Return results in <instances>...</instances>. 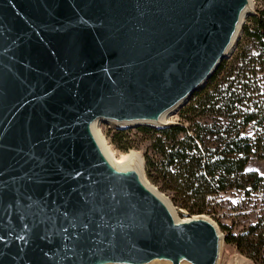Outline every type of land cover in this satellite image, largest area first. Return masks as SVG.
Instances as JSON below:
<instances>
[{
  "label": "water",
  "instance_id": "95a60500",
  "mask_svg": "<svg viewBox=\"0 0 264 264\" xmlns=\"http://www.w3.org/2000/svg\"><path fill=\"white\" fill-rule=\"evenodd\" d=\"M251 0H0V264H218L93 124L161 130L234 48ZM225 264H251L233 256Z\"/></svg>",
  "mask_w": 264,
  "mask_h": 264
},
{
  "label": "trees",
  "instance_id": "16d2710c",
  "mask_svg": "<svg viewBox=\"0 0 264 264\" xmlns=\"http://www.w3.org/2000/svg\"><path fill=\"white\" fill-rule=\"evenodd\" d=\"M261 3L262 9L242 25L245 41L237 40L227 64L223 60L203 88L179 109L178 125L149 134L155 157L154 162L146 159L154 172L149 178L171 204L191 216L204 214L205 199L216 193L264 194V179L244 171L251 158H264V0ZM125 138L116 133L112 142L117 145ZM260 221L245 234L223 236V242L248 261L264 264L259 254L264 249Z\"/></svg>",
  "mask_w": 264,
  "mask_h": 264
},
{
  "label": "rangeland",
  "instance_id": "374dc122",
  "mask_svg": "<svg viewBox=\"0 0 264 264\" xmlns=\"http://www.w3.org/2000/svg\"><path fill=\"white\" fill-rule=\"evenodd\" d=\"M251 3L253 12L262 9L263 7L261 0H251ZM247 24L248 22L244 21V25ZM241 35L242 34L240 33L238 39L240 43H243V41L245 40H243ZM234 50L235 46L232 49L231 53L224 60L225 65L230 60ZM262 77V80L264 82V75ZM186 104L187 103H185L184 105ZM179 109L169 116V121L174 123L180 121L177 114ZM184 126H186V124H184ZM114 127L115 126H110L109 124L104 122H101V124L97 127V130H99L98 132L102 136L103 141L105 142L107 148L110 150L112 156L116 160L125 158L129 154L140 157L147 182L157 190L156 184H154L149 178V175H152V177H154L153 168L147 166L146 164V159L152 162L155 161V157L152 151L149 149V134L156 130L146 127ZM142 129L147 131L143 133L141 131ZM116 133H119L122 137H126L124 140L120 141V144L117 145L112 142V135ZM262 154L264 155V151ZM244 171L255 172L258 176L264 179V158L261 160L251 158L245 165ZM147 177L149 179H147ZM158 192L168 200L166 193H162L160 191ZM204 203L207 208L205 213L202 215L209 218L218 228L219 226L225 227L224 230L219 228V231L223 236H238L240 234H245L248 227L255 224L257 220L260 219V224L264 225V194H261L259 191L255 194L249 193L248 196H244L241 192H237L236 190L226 191L223 193L220 192L206 198ZM171 206L179 219H185L191 216L185 209H182L173 204H171ZM259 254L261 259H264V249H262ZM233 256H240V254L235 251L234 247L231 244L223 242L220 250L218 264H225ZM249 262L251 264H259L255 261Z\"/></svg>",
  "mask_w": 264,
  "mask_h": 264
},
{
  "label": "bare ground",
  "instance_id": "6f19581e",
  "mask_svg": "<svg viewBox=\"0 0 264 264\" xmlns=\"http://www.w3.org/2000/svg\"><path fill=\"white\" fill-rule=\"evenodd\" d=\"M176 112V111H175ZM172 114V113H171ZM170 114V115H171ZM169 115V116H170ZM169 116L167 117V118H165L166 120V122H170L169 120H168V118H169ZM101 122L102 121H100V120H96L95 122H94V124H93V130H94V133H95V135H96V137L98 138V141H99V143H100V145H101V147H102V149H103V151H104V153H105V155L107 156V158L112 162V163H114L115 165H118V166H124V165H126L127 163H129V162H132V163H134L137 167H138V169H139V171L141 172V175L143 176V178H144V180L147 182V180H146V178H145V174H144V168H143V164H142V162H141V160H140V157H138V156H134V155H127L125 158H122V159H120V160H116L113 156H112V154H111V152H110V150L107 148V146H106V144H105V142L103 141V138H102V136L100 135V133L98 132L99 130H97V127H98V125H100L101 124ZM107 124H109L110 126H115L113 123H111V122H106ZM115 128V127H114ZM148 183V182H147ZM149 184V183H148ZM154 188V187H153ZM171 206V205H170ZM172 208V207H171ZM172 210H173V208H172ZM173 212H174V210H173ZM174 215L176 216V213L174 212ZM177 217V216H176ZM181 221H184V219L183 220H181Z\"/></svg>",
  "mask_w": 264,
  "mask_h": 264
}]
</instances>
